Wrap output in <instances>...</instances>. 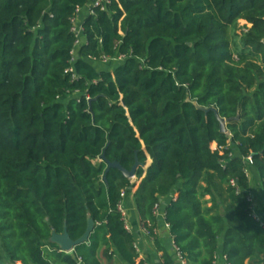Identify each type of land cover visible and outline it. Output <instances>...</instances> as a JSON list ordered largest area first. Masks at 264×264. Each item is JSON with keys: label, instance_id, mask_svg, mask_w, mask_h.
<instances>
[{"label": "trees", "instance_id": "trees-1", "mask_svg": "<svg viewBox=\"0 0 264 264\" xmlns=\"http://www.w3.org/2000/svg\"><path fill=\"white\" fill-rule=\"evenodd\" d=\"M89 2L0 0V263L144 264L118 208L137 184L106 174L107 161L132 170L138 159L134 197L149 235L156 205L176 191L165 220L186 264L219 254L264 264V226L247 200L253 170L264 197V0L84 9L86 43L67 72L71 19ZM117 54L127 59L97 65ZM200 107L239 120L222 133ZM90 219L89 241L60 252L53 234L77 241ZM163 261L177 264L167 251Z\"/></svg>", "mask_w": 264, "mask_h": 264}, {"label": "crops", "instance_id": "crops-1", "mask_svg": "<svg viewBox=\"0 0 264 264\" xmlns=\"http://www.w3.org/2000/svg\"><path fill=\"white\" fill-rule=\"evenodd\" d=\"M152 160L148 156L147 165L145 170L149 168ZM134 184H137L133 189L129 190V193L124 201V207L127 213V223L130 227V232L134 234L136 243L139 248V262H144V264H164L163 253L167 251L172 254L176 259L177 264H181L177 257L175 241L170 233V227L165 220L166 207L170 201L176 196V191L170 194L168 197L161 200V206L157 214L158 227L156 235L151 236L145 230L141 219L139 217L136 203H135V193L138 188L139 181L137 178L132 179ZM252 194L255 197V212L264 223V197L262 193V187L259 179L258 173L253 170L251 176ZM158 242V244H157ZM120 260L116 257L112 261V264H120ZM0 264H12L9 260L4 259ZM247 264H251L250 261Z\"/></svg>", "mask_w": 264, "mask_h": 264}, {"label": "built area", "instance_id": "built-area-1", "mask_svg": "<svg viewBox=\"0 0 264 264\" xmlns=\"http://www.w3.org/2000/svg\"><path fill=\"white\" fill-rule=\"evenodd\" d=\"M112 1L113 0H90L89 4L86 7L77 9L75 15L71 19L72 32L76 36V41H75V47H74V49H73V51L71 53L72 54V59H71L70 63H71L72 66L68 69L67 72H74L73 65H74L75 61L78 59L79 49H80V47L83 44L86 43L85 35H84V19H83L84 9L86 10L87 14L93 15L95 13V9H100L101 11H107L109 6L111 5ZM90 59H93L94 61L96 60V58H94V57H90ZM126 59H127L126 55L117 54L115 56H106V55H104V56H102L99 59V61L102 62L103 64H115V63H121V62L125 61ZM212 148H213V150L221 151V153L223 154L224 150L227 149L228 147L218 146L215 143V144H213ZM245 161L248 163V167L246 168L245 171H246L247 175H250L251 174L250 173V165H251V162H252V156L246 157ZM230 183L233 186H237L236 180H231ZM131 189H133V188H131ZM238 191H239V189H238ZM127 195H128V192H126V191H123L122 194H121L123 199H125L127 197ZM247 200H248V203H249V208H250V211H251V215L257 221H259L261 223V225L264 226L263 220L255 212L256 203H255V197L252 194V191L248 193ZM160 206H161V204L156 205V207H155L156 214H158ZM118 208H119V211L122 213L123 219L125 221L126 229L128 231H130V227H129L128 223H127V213H126L123 201L119 204ZM156 231H157V229H155L154 234H156ZM135 248L139 252V248H138L137 243L135 244ZM175 248H176L177 257L180 260L181 264H186V261L182 258V256L178 252V249H177L176 245H175ZM59 251L62 252L61 249ZM66 253L72 254L73 252H66ZM79 264H84V263L82 261H80ZM214 264H229V263L227 262V258H226L225 255L219 254V255H217L215 257Z\"/></svg>", "mask_w": 264, "mask_h": 264}, {"label": "water", "instance_id": "water-1", "mask_svg": "<svg viewBox=\"0 0 264 264\" xmlns=\"http://www.w3.org/2000/svg\"><path fill=\"white\" fill-rule=\"evenodd\" d=\"M188 102H191V99L187 100ZM200 109L204 110L205 112H214L216 114L217 119L220 122V126H221V132L222 133H227L228 132V124L230 122H232L233 120H239V117L236 118H223L220 116L218 109L216 108H202L200 107ZM103 159H106L105 155H103L102 157ZM108 163V168L106 171V174L111 170V169H118L120 170L123 175L126 178L129 179H134L136 178V173L138 168L141 166L140 161L137 159L136 163L134 165V167L132 168V170H127L125 169L120 163L118 162H111V161H107ZM95 228V223L93 220H89V224H88V228L86 233L83 235V237H81L79 240L74 241L73 239H71L68 231L66 230L64 234H57L54 233L52 236V242L55 243L56 245H58L60 247V249L62 250V252H74L75 248L81 244L87 243L89 241L90 235L93 232Z\"/></svg>", "mask_w": 264, "mask_h": 264}, {"label": "rangeland", "instance_id": "rangeland-1", "mask_svg": "<svg viewBox=\"0 0 264 264\" xmlns=\"http://www.w3.org/2000/svg\"><path fill=\"white\" fill-rule=\"evenodd\" d=\"M245 24V21H240V26H243ZM99 67H103V63L101 62V64H97ZM112 66V65H111ZM110 66V67H111ZM113 67V66H112Z\"/></svg>", "mask_w": 264, "mask_h": 264}]
</instances>
